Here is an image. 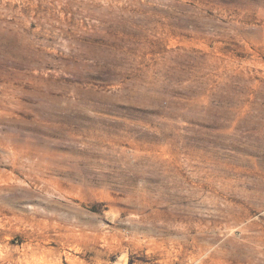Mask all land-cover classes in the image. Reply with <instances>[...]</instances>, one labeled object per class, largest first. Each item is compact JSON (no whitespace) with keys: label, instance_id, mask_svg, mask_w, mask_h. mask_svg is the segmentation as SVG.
I'll use <instances>...</instances> for the list:
<instances>
[{"label":"rangeland","instance_id":"obj_1","mask_svg":"<svg viewBox=\"0 0 264 264\" xmlns=\"http://www.w3.org/2000/svg\"><path fill=\"white\" fill-rule=\"evenodd\" d=\"M0 264H264V0H0Z\"/></svg>","mask_w":264,"mask_h":264}]
</instances>
